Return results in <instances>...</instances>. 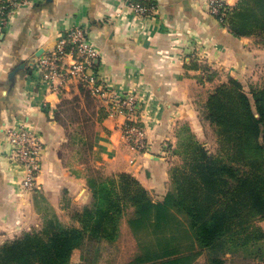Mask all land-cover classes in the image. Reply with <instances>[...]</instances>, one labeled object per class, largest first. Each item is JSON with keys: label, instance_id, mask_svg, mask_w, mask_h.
I'll return each mask as SVG.
<instances>
[{"label": "crops", "instance_id": "obj_1", "mask_svg": "<svg viewBox=\"0 0 264 264\" xmlns=\"http://www.w3.org/2000/svg\"><path fill=\"white\" fill-rule=\"evenodd\" d=\"M152 2L154 13L141 15L126 0H36L0 33V240L40 228L47 218L66 224L69 208L89 200L91 163L105 173H131L163 196L170 167L161 155L165 140L177 141L180 126H194L197 119L200 124L201 110L217 81L224 82V71L241 80L263 61L251 43L255 37L236 36L222 25L208 0ZM228 2L234 7L238 0ZM76 26L100 52L91 71L109 93L130 92L140 99L148 140L142 152L123 135L125 115L109 111L102 100L98 112L107 115L95 121L89 160L66 161L61 155L68 138L58 115L72 95L82 96V84L73 80L55 86L35 61ZM20 122L44 142L41 188L31 195L19 187L21 169L11 158L13 146L5 133Z\"/></svg>", "mask_w": 264, "mask_h": 264}, {"label": "trees", "instance_id": "obj_2", "mask_svg": "<svg viewBox=\"0 0 264 264\" xmlns=\"http://www.w3.org/2000/svg\"><path fill=\"white\" fill-rule=\"evenodd\" d=\"M226 23L236 36L264 43V0H238ZM203 117L216 150L193 135L182 139L184 162L171 168L162 198L131 173L94 168L89 200L72 207L70 222L47 218L40 230L3 243L0 264H75L77 253L76 264H99L124 219L137 240L127 264L263 263L264 82L246 89L230 77L210 92Z\"/></svg>", "mask_w": 264, "mask_h": 264}, {"label": "built area", "instance_id": "obj_3", "mask_svg": "<svg viewBox=\"0 0 264 264\" xmlns=\"http://www.w3.org/2000/svg\"><path fill=\"white\" fill-rule=\"evenodd\" d=\"M36 0H0V33L6 29L14 16L23 8L32 6ZM138 14L152 15L155 5L152 0H126ZM210 12L221 22H225L231 10L228 0H208ZM100 52L89 39L81 26H76L60 37L54 50L46 51L37 58V65L42 76L53 85L65 84L76 80L87 84L93 94L108 95L109 90L98 75L91 71ZM118 110L131 117L138 114L136 94L119 95L110 93ZM138 121V120H136ZM138 122H128L124 127L125 138L140 150L148 147L146 130ZM6 138L13 146L17 160L24 172V185L33 187L41 171L42 143L38 135L27 125L20 122L6 129Z\"/></svg>", "mask_w": 264, "mask_h": 264}, {"label": "rangeland", "instance_id": "obj_4", "mask_svg": "<svg viewBox=\"0 0 264 264\" xmlns=\"http://www.w3.org/2000/svg\"><path fill=\"white\" fill-rule=\"evenodd\" d=\"M218 21L222 25H226L229 28L226 21L224 23L221 22L219 19ZM251 40H252L251 43L256 48L255 50L257 52H261V56H263L264 58V43L260 42L257 38H253ZM201 57L205 58L206 56L202 54ZM255 66H254V69L248 71L245 74L246 77L244 79H241V80L239 79L245 85L246 89H249L250 83L261 84L264 82V59L263 61L262 60L259 61V65H257L256 67ZM227 74H228L227 72L225 71L223 72V79L221 80H224V82L228 81V79L230 78V77L228 78ZM231 77H234V76H231ZM80 83L82 84L81 85L82 86V96L78 98H74L73 97L74 95H72L71 97L72 99L65 101L66 103L62 107L61 115H58L59 117L58 120H60V122H63L66 125L65 127L66 137L68 138V141H66L61 147V155L64 157L66 161H70L72 157H78L82 161L89 160L88 156H89V151H90V142L92 140V132H93V128H95L94 126L96 124L95 121L98 118L97 112L99 111V107L102 104L101 103L102 100H105L107 102L109 111L113 110L116 112H120L118 110L119 108L118 104L112 100L111 96H109L110 93L108 95L93 94L91 92L90 87L87 84H84L83 82H80ZM219 84H221L220 81H217V85ZM129 93H125L122 95H126ZM137 100H138L137 101L138 103L137 116L134 115L131 117L133 120H128V116L124 114L126 117V120L122 126L123 135H124V127L126 123L128 122H135V123L138 122L137 124L144 126L142 106H141L142 103L141 101H139L140 99H137ZM203 109L204 107L201 110L200 124L197 119V122L194 126L193 125L192 126L185 125L182 127L180 126L179 127L180 129L178 128V131L176 134L177 141L175 140L174 142H171L170 140L169 141L165 140L163 144V149L161 152L162 158L165 159V161H168V163L170 164V167L168 170V176H167L168 177L167 190L171 184V174H170L171 168H173L176 165L183 164L184 162V156L181 151L183 149L182 143L185 137L193 135L196 140L205 144V146H207L208 149H210L211 151H215L218 146L217 137L215 135L213 128L210 126L209 122L205 120L203 117ZM40 141L42 143L43 150H44V142L42 141L41 138H40ZM126 141L136 150L140 152L143 151V150L136 148L134 144L129 142L127 139ZM12 151L13 153L11 154V158L13 159L14 162L17 163L18 167L21 169V179H20L19 187L21 188L22 192H25L28 195H31L36 190H39L41 188L39 179L36 180V184L31 188H28L24 185L25 180H24L23 168L20 162L17 160L14 150ZM41 156H42V153H41ZM91 157L93 156L91 155ZM95 166H96L95 163L89 164L87 172L90 173L92 169L95 168ZM98 169H101V168H98ZM106 173H110V172L107 171ZM151 193L154 195L156 199H160L164 196V195L158 196L156 192H154L153 190H151ZM80 198H81V195H80ZM75 206H78V205H75ZM81 206L82 205H79V207ZM71 209L72 208H69L68 210L69 218L66 224L70 222ZM45 221L46 219L43 220V223H45ZM263 221H260L259 223L262 227H264V225L262 224ZM42 227L31 228V229H28V231L27 230L20 231V233H17L16 236L10 240H0V245H2L3 243L7 241L14 240L17 237L24 235L26 232L40 230ZM121 230H122L121 236L116 242H114L113 244H109L106 242L103 243V255H102V258L99 264H127V262H129L135 255L137 251V240L134 237L125 219L122 222ZM79 256H80L79 253H77L76 257L74 258L75 264L78 263ZM202 263H204L203 257L199 258V260L195 264H202ZM237 264H242V263L238 262ZM257 264H260V263H257Z\"/></svg>", "mask_w": 264, "mask_h": 264}, {"label": "water", "instance_id": "obj_5", "mask_svg": "<svg viewBox=\"0 0 264 264\" xmlns=\"http://www.w3.org/2000/svg\"><path fill=\"white\" fill-rule=\"evenodd\" d=\"M17 70H15L14 72H12L11 77H13L16 74Z\"/></svg>", "mask_w": 264, "mask_h": 264}]
</instances>
